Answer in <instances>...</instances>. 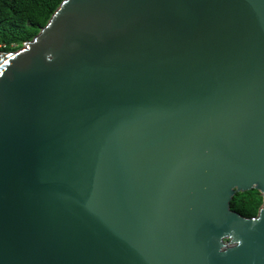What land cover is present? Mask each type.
Here are the masks:
<instances>
[{
	"label": "water",
	"instance_id": "water-1",
	"mask_svg": "<svg viewBox=\"0 0 264 264\" xmlns=\"http://www.w3.org/2000/svg\"><path fill=\"white\" fill-rule=\"evenodd\" d=\"M0 264H264V0H62L0 52Z\"/></svg>",
	"mask_w": 264,
	"mask_h": 264
},
{
	"label": "trees",
	"instance_id": "trees-1",
	"mask_svg": "<svg viewBox=\"0 0 264 264\" xmlns=\"http://www.w3.org/2000/svg\"><path fill=\"white\" fill-rule=\"evenodd\" d=\"M62 0H0V52L17 50L31 40ZM258 190L235 192L230 209L251 217L262 203Z\"/></svg>",
	"mask_w": 264,
	"mask_h": 264
}]
</instances>
